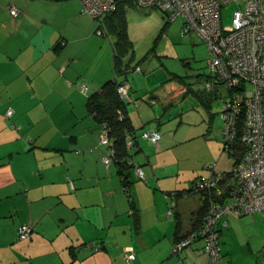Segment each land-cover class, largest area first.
<instances>
[{"label": "crops", "instance_id": "1", "mask_svg": "<svg viewBox=\"0 0 264 264\" xmlns=\"http://www.w3.org/2000/svg\"><path fill=\"white\" fill-rule=\"evenodd\" d=\"M94 22L79 0H0V264H211L202 239L176 254L172 246L204 211L205 197L192 181L207 176V163L217 170L222 156L217 95L192 91L201 111L160 130L147 121H164L162 108L127 86L135 133L156 128L161 136L157 144L138 139L131 150L145 179L104 164L87 99L113 78L115 39L97 36ZM166 86L167 100L189 90ZM175 190L182 194L167 215L166 193ZM222 222L221 259L212 264H264V212ZM21 224L31 226L25 238L18 237ZM126 247L135 254L130 262Z\"/></svg>", "mask_w": 264, "mask_h": 264}, {"label": "built area", "instance_id": "2", "mask_svg": "<svg viewBox=\"0 0 264 264\" xmlns=\"http://www.w3.org/2000/svg\"><path fill=\"white\" fill-rule=\"evenodd\" d=\"M80 2L81 11L97 24L116 8V0ZM232 2L240 5L241 0H136L138 5L160 10L169 24L179 19L181 36L191 33L205 42L208 47L206 66L212 77L204 83L205 87L213 90L222 83L229 91L228 96L222 98L221 142L223 152L239 157L231 167L234 187L221 202L217 201L216 195H220L221 190H217L216 185L225 173L212 172L194 182L192 189L205 191L207 195V213L199 226L174 241L172 246V252L176 254L196 238L203 239L207 262L211 264L221 259L216 228L218 220L226 214L238 216L264 212V0H243L242 6L233 10L231 23L224 26L221 7ZM8 9L13 17L18 15L15 5H9ZM117 91L121 98L132 99L126 84L119 85ZM4 114L9 117L12 109L6 108ZM125 138L126 148L132 150L140 138L156 144L160 134L154 128L144 129L134 136L126 134ZM99 140L107 146L102 162L108 165L114 155L108 129L99 134ZM212 166L214 163L207 164V167ZM134 171L140 179H145L139 165L135 164ZM166 197L167 215H170L176 198L172 192ZM30 231V225L21 224L17 228L18 237L25 238ZM124 258L127 262L135 259L132 247H126ZM224 264L230 263L226 261Z\"/></svg>", "mask_w": 264, "mask_h": 264}, {"label": "rangeland", "instance_id": "3", "mask_svg": "<svg viewBox=\"0 0 264 264\" xmlns=\"http://www.w3.org/2000/svg\"><path fill=\"white\" fill-rule=\"evenodd\" d=\"M7 1L14 2V0ZM242 1L240 5L232 2L221 7L224 26L231 23L232 12L235 8L242 6ZM179 23L178 19L174 23L166 24L165 15L152 6L138 4L125 6L123 27L132 44V55L122 53L124 51L121 50L118 54H120L122 65L127 63L129 68L139 65L141 71H132L131 68H128L126 74L119 75V78L125 80L134 96L140 101L143 100L142 102L146 104H149L150 101L153 108H162L159 115L160 118H165L164 121L158 122L154 117L147 121L154 125L158 123L161 126L160 130H163L168 123L175 121L174 119L187 120L188 115L195 116L196 114L193 112L201 111L202 108L198 103L195 104L196 99L191 92L206 91L204 81L210 75L206 66L208 58L206 43L195 35L190 38L181 36L178 32ZM94 24L97 36L113 42L114 34H111L104 24L103 34L98 32L101 28H98L96 21ZM163 26L164 29H162ZM170 82L183 84L186 89H189L187 94L185 92L167 100L166 85ZM214 92L217 98L213 101V107L215 108L216 125L219 128L223 124L221 118L222 98L228 96L229 91L224 84L220 83L215 86ZM221 155L217 162V169L228 170L233 160L223 152Z\"/></svg>", "mask_w": 264, "mask_h": 264}, {"label": "trees", "instance_id": "4", "mask_svg": "<svg viewBox=\"0 0 264 264\" xmlns=\"http://www.w3.org/2000/svg\"><path fill=\"white\" fill-rule=\"evenodd\" d=\"M136 4H137L136 0H116L115 10L110 12V13L105 14L101 19H99V21H98L99 24H97V26H98V28H101L100 32L102 33L103 32L102 27L106 26V28L111 32V34L113 33L114 37H115V42L113 44V49H112L113 78L104 82L101 85V87L98 90H96L94 93L90 94L88 99H87V106L89 108V111L91 113H93L94 118H96V120L99 122V125H100L99 130H98V141L104 147V149L107 148V146L105 144L100 142L99 134L101 132H103L104 130L108 129V135H109V138L112 142V149L114 152L112 162H114L118 166L120 173H122L123 169H125V168L134 169L135 164H136L132 159L131 150H128L126 148V145H125L126 144V138H125L126 134H130L133 136L135 134V128L132 127L129 118L126 115V105L129 102H128L127 98H125V99L121 98L118 94V91H117V88L119 85L126 84L125 80L119 78V75H121V74L124 75V73L126 74L128 68H129L127 63L122 65V60H121L120 54H118V52L121 50V51H124L122 53H126V54L129 53L132 55V44L128 40L127 35L124 31V27H123L124 21H125V6L126 5H136ZM166 24H169L167 22V20H166ZM162 29H164V26ZM178 32H179V30H178ZM192 35H194V34L189 33V34L184 35V37L186 36V37L190 38V37H192ZM135 67L136 66L130 67L131 69L130 68L129 69L133 70ZM207 80H205L204 83ZM187 90H188V88H187ZM204 92H202V93H204ZM136 143H137V140L134 143V145ZM221 151H222V142H221ZM223 153H225L228 157H231L233 160L229 166V169L228 170H218V169L216 170L215 169V163H214V166L208 167L209 173L207 174V176H208L212 172L225 173L224 177L216 185L217 190H221V193H220V195H216V194L215 195L217 197V201H221V202L226 200V197L229 195L230 191L234 187V184H233L234 177H233V172H232L233 170L231 167L236 162L239 161L238 160L239 157H237L236 155H228L226 152H223ZM211 163H213V162H211ZM204 177H206V176H204ZM204 177H200V178L193 180L192 184L194 182H196L197 180H200ZM123 184H124L123 186L125 187L124 188L125 191L128 193V182L126 181V177H124ZM196 192L203 193V195L205 197V204L203 207L204 211L202 213V217L200 219V222L197 225V226H199L203 222V219L207 213V200L208 199H207V195H206L205 191L197 190ZM172 193H174L176 199L182 194V192L177 191V190L172 191ZM131 212H132V210H131ZM227 215H230V214L224 215L223 218L221 220H218L217 224H216V228L219 231L217 240H218V248H219L220 254H221V250H220V244H219V235H220L219 224L222 222L224 217H226ZM231 215H235V214H231ZM224 222H222L223 225H225ZM197 226H195L191 229H194ZM190 230H188L187 232H189ZM186 233H184L180 237L184 236ZM180 237H178L176 240H178ZM196 240H198V238H196L192 243H194ZM202 241H203V239H202ZM203 245H204V241H203ZM229 263L232 264L231 262H229Z\"/></svg>", "mask_w": 264, "mask_h": 264}, {"label": "clouds", "instance_id": "5", "mask_svg": "<svg viewBox=\"0 0 264 264\" xmlns=\"http://www.w3.org/2000/svg\"><path fill=\"white\" fill-rule=\"evenodd\" d=\"M136 66H139V65H136ZM153 129V128H152ZM154 129H156V128H154ZM157 131H158V129H156ZM159 132V131H158ZM159 134H160V132H159ZM160 136H161V134H160ZM159 141V140H158ZM157 144V143H156ZM208 164V163H207ZM167 194V193H166Z\"/></svg>", "mask_w": 264, "mask_h": 264}]
</instances>
